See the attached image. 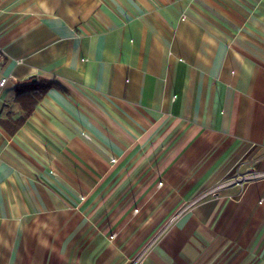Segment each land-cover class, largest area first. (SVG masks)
Listing matches in <instances>:
<instances>
[{"label": "crops", "instance_id": "obj_1", "mask_svg": "<svg viewBox=\"0 0 264 264\" xmlns=\"http://www.w3.org/2000/svg\"><path fill=\"white\" fill-rule=\"evenodd\" d=\"M2 78L0 264H264V0H0Z\"/></svg>", "mask_w": 264, "mask_h": 264}, {"label": "trees", "instance_id": "obj_2", "mask_svg": "<svg viewBox=\"0 0 264 264\" xmlns=\"http://www.w3.org/2000/svg\"><path fill=\"white\" fill-rule=\"evenodd\" d=\"M54 85L52 80L40 78L36 81H26L24 83L16 84L15 103L19 105L22 113L16 117L11 114L0 116V125L7 131L8 134L15 133L22 125L24 119L31 113L41 95L47 88Z\"/></svg>", "mask_w": 264, "mask_h": 264}, {"label": "built area", "instance_id": "obj_3", "mask_svg": "<svg viewBox=\"0 0 264 264\" xmlns=\"http://www.w3.org/2000/svg\"><path fill=\"white\" fill-rule=\"evenodd\" d=\"M5 82V78H2L0 79V85H2L3 83ZM255 173H250L249 176H253ZM255 175H259L258 173H256ZM243 176H240V179H243L242 178ZM248 177V176H246ZM238 177H236L235 179H237ZM235 179H232L233 181H235ZM140 256H138L136 259H138Z\"/></svg>", "mask_w": 264, "mask_h": 264}, {"label": "rangeland", "instance_id": "obj_4", "mask_svg": "<svg viewBox=\"0 0 264 264\" xmlns=\"http://www.w3.org/2000/svg\"><path fill=\"white\" fill-rule=\"evenodd\" d=\"M140 258V257H139ZM139 258L138 259H133V261L130 263V264H136L137 262H138V260H139Z\"/></svg>", "mask_w": 264, "mask_h": 264}]
</instances>
